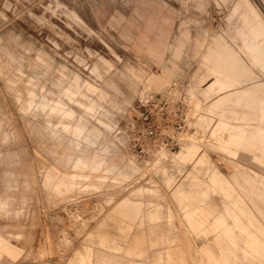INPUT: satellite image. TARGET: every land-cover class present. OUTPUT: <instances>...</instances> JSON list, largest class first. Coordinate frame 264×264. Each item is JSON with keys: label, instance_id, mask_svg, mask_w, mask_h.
<instances>
[{"label": "rangeland", "instance_id": "rangeland-1", "mask_svg": "<svg viewBox=\"0 0 264 264\" xmlns=\"http://www.w3.org/2000/svg\"><path fill=\"white\" fill-rule=\"evenodd\" d=\"M0 264H264V0H0Z\"/></svg>", "mask_w": 264, "mask_h": 264}, {"label": "built area", "instance_id": "built-area-1", "mask_svg": "<svg viewBox=\"0 0 264 264\" xmlns=\"http://www.w3.org/2000/svg\"><path fill=\"white\" fill-rule=\"evenodd\" d=\"M177 87L178 83L173 81L167 91L145 101V122L132 130L133 148L139 157H149L161 150L172 153L180 149L179 135L186 127V104L184 97L174 92Z\"/></svg>", "mask_w": 264, "mask_h": 264}, {"label": "bare ground", "instance_id": "bare-ground-1", "mask_svg": "<svg viewBox=\"0 0 264 264\" xmlns=\"http://www.w3.org/2000/svg\"><path fill=\"white\" fill-rule=\"evenodd\" d=\"M159 153L163 154V153H166V152L163 151V150H161V151H158V152H157V154H159Z\"/></svg>", "mask_w": 264, "mask_h": 264}]
</instances>
